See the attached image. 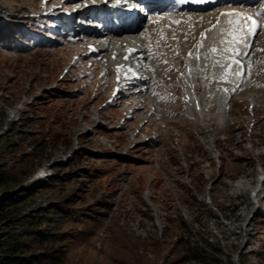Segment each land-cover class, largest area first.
I'll return each mask as SVG.
<instances>
[{"label": "rangeland", "instance_id": "rangeland-1", "mask_svg": "<svg viewBox=\"0 0 264 264\" xmlns=\"http://www.w3.org/2000/svg\"><path fill=\"white\" fill-rule=\"evenodd\" d=\"M43 2L0 0V17ZM80 49L0 45V257L14 242L17 264H264V89L205 96L178 128L144 94L106 104L112 64L82 76Z\"/></svg>", "mask_w": 264, "mask_h": 264}, {"label": "snow or ice", "instance_id": "snow-or-ice-1", "mask_svg": "<svg viewBox=\"0 0 264 264\" xmlns=\"http://www.w3.org/2000/svg\"><path fill=\"white\" fill-rule=\"evenodd\" d=\"M258 15L264 17V10L259 12ZM221 17H223V19L218 17L216 24H214L212 28L205 29L200 33V39L196 46L198 48L202 47L206 40L212 39L213 46L211 47V51L213 53L220 50V48H224V51L232 57L231 62L228 64H222L219 61L213 64V67L221 69L223 73L221 79L226 82V77L228 75L239 76L243 74L242 71H240L242 67L241 62L236 57L239 55H247V52L240 50V46L243 45L244 48H247L249 45L242 33H246L247 35H257V29L264 27V19L257 20L251 15L241 16L240 13L235 12L221 13ZM217 30V34L219 36V47L217 46L216 38L212 36V33ZM187 35L188 34H185L186 40ZM225 37H227V39H225ZM188 55L191 57L192 53L189 52ZM196 58L199 59V56ZM125 59H127V57ZM233 65L236 66L235 69L233 68ZM189 70L191 71L190 67ZM233 91H235V89H233Z\"/></svg>", "mask_w": 264, "mask_h": 264}, {"label": "bare ground", "instance_id": "bare-ground-1", "mask_svg": "<svg viewBox=\"0 0 264 264\" xmlns=\"http://www.w3.org/2000/svg\"><path fill=\"white\" fill-rule=\"evenodd\" d=\"M80 1H82V0H80ZM257 9H259L258 6H257ZM261 11H262V9H260L259 12H261ZM168 12L169 11L166 10L163 14L156 15L155 17H157V18H155L154 21L150 22L149 25H148V22L147 23L146 22L145 23L142 22L143 21V18H141L139 20V23L137 24V27L136 28L137 29H140V30H144L145 32L147 30H149V32L151 34L150 36H152L153 38H157L161 34V30L162 29H166L167 27H168V29H170L169 33L173 32L174 30H179V28H180V29L186 31V32H183V34L184 35L185 34H188L189 37H187V40H190L191 37H193V35L194 36L197 35V37H198V33L203 32L205 29L212 28L213 25L216 24V21H217V19H215V18L213 20H210L211 19L210 17L212 16V12L211 11H198V10H193V11L190 10V11H187L186 10L185 12H179L178 14L176 13V14H172V15L168 14ZM225 12L240 13L241 16H244V14L246 12H253V11H248L246 9H235V8H232V9L226 8L225 9V8H222L221 7L220 10L218 11V14H219L218 17L220 19H223V17H221V13H225ZM262 18L264 19V17H262ZM195 19H197V20L199 19L200 21L199 22H195L196 21ZM208 20H210V21H208ZM185 23L186 24H192L191 26H195V30H198L197 33L196 34H194L193 32L191 33L187 29V25H185ZM170 25H172V26H170ZM172 27H174V28L172 29ZM217 33H218V30L215 33L213 32L212 33V36L215 37L216 40H217V42H218L219 41V36H218ZM168 35H170V34H168ZM242 35H244L247 38L248 37L250 38V36H251V35H247L246 33H242ZM247 38H246V40H247ZM157 39H159V38H157ZM225 39H227V37H225ZM206 42H209V43L205 44L203 46V49L202 50H200L198 47L195 49V55L199 56V58L202 59V61H200V63L195 62V60H194V58H192V56L189 57V55H187L186 58H185V60H186V64H185L186 65V69H189V67L191 69L190 72L189 71L188 72L187 71L186 72H183L182 79H184V81H185V86H188V79H187V77H189V75H191L193 73L195 66L202 65V64L203 65H207L206 64L207 63L206 62V59H208V57H207V55L204 54V51L210 49V48H207V47L210 44H213V40L212 39H209V40H206L204 43H206ZM197 43H196V45H197ZM137 60L140 61L141 60V57H139ZM157 60H159L158 62H160V63L162 62V59L160 57H158ZM197 69H200V68H197ZM207 70H210V68H207ZM220 99L223 100L221 97H220ZM193 111L195 113H199L200 112V110H198L199 111L198 112L195 109H193ZM191 113H193V112H191ZM200 113L202 114L203 113V110ZM242 189H244V188H242ZM242 193L245 194V191L242 190ZM252 194H253V197L256 198L257 191H254ZM251 202L253 203V201H251ZM256 202L258 203V199L257 198H256Z\"/></svg>", "mask_w": 264, "mask_h": 264}, {"label": "trees", "instance_id": "trees-1", "mask_svg": "<svg viewBox=\"0 0 264 264\" xmlns=\"http://www.w3.org/2000/svg\"><path fill=\"white\" fill-rule=\"evenodd\" d=\"M2 257H0V264H17L16 254L20 252V248L14 242L2 243Z\"/></svg>", "mask_w": 264, "mask_h": 264}, {"label": "clouds", "instance_id": "clouds-1", "mask_svg": "<svg viewBox=\"0 0 264 264\" xmlns=\"http://www.w3.org/2000/svg\"><path fill=\"white\" fill-rule=\"evenodd\" d=\"M8 50V49H7ZM261 204H263V207H264V196H263V198H262V200H261Z\"/></svg>", "mask_w": 264, "mask_h": 264}]
</instances>
